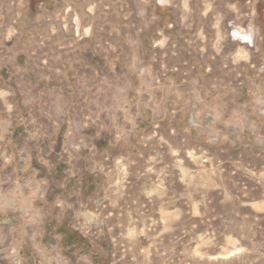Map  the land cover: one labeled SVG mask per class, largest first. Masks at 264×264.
Wrapping results in <instances>:
<instances>
[{"label":"rangeland","instance_id":"374dc122","mask_svg":"<svg viewBox=\"0 0 264 264\" xmlns=\"http://www.w3.org/2000/svg\"><path fill=\"white\" fill-rule=\"evenodd\" d=\"M0 264H264V0H0Z\"/></svg>","mask_w":264,"mask_h":264},{"label":"crops","instance_id":"0c3cea01","mask_svg":"<svg viewBox=\"0 0 264 264\" xmlns=\"http://www.w3.org/2000/svg\"><path fill=\"white\" fill-rule=\"evenodd\" d=\"M235 32L239 33L240 35H246L247 36V39H248V42L249 43H245V44H250L251 43V41H252V33H251V31H248L247 32V31L238 30V31H235Z\"/></svg>","mask_w":264,"mask_h":264},{"label":"bare ground","instance_id":"6f19581e","mask_svg":"<svg viewBox=\"0 0 264 264\" xmlns=\"http://www.w3.org/2000/svg\"><path fill=\"white\" fill-rule=\"evenodd\" d=\"M233 36L244 43H249L246 35H240L239 33L234 31Z\"/></svg>","mask_w":264,"mask_h":264}]
</instances>
